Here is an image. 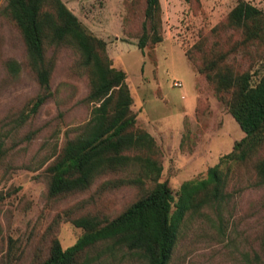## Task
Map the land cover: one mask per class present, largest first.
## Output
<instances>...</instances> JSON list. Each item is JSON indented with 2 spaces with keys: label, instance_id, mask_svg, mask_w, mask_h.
<instances>
[{
  "label": "trees",
  "instance_id": "trees-1",
  "mask_svg": "<svg viewBox=\"0 0 264 264\" xmlns=\"http://www.w3.org/2000/svg\"><path fill=\"white\" fill-rule=\"evenodd\" d=\"M126 9L125 21L133 28H125V32L137 39L142 53L163 40L160 0H129ZM0 18L18 30L25 67L38 86L8 134H18L54 97L51 78L62 50L71 52L68 71L88 83L82 101L91 105L89 118L65 131L60 150L52 152L56 156L44 169L47 203L88 191L103 177L96 195L120 186L138 190L137 197L112 217L87 208L94 197L56 214L43 247L30 264H92L103 256L112 262L118 257L138 264H170L189 217H208L213 212L222 227V213L233 198L232 189L243 181L237 173L242 167L246 168L248 189L260 193L259 203L252 208L256 213L264 211V9L238 0L222 20L201 30L197 41L185 50L244 136L203 177L183 182L175 193L166 180H160L162 151L153 135L137 126L126 73L112 65L106 42L89 31L62 0H0ZM4 66L12 76L21 69L15 59H8ZM34 134L28 131L18 136L29 141ZM4 136L1 132L0 166L8 170L11 164L5 163L11 147ZM9 195L0 192V204ZM62 220L82 230L66 248L52 233ZM10 250L9 245L7 257ZM242 262L264 264V243L245 251Z\"/></svg>",
  "mask_w": 264,
  "mask_h": 264
},
{
  "label": "rangeland",
  "instance_id": "rangeland-1",
  "mask_svg": "<svg viewBox=\"0 0 264 264\" xmlns=\"http://www.w3.org/2000/svg\"><path fill=\"white\" fill-rule=\"evenodd\" d=\"M62 1L89 31L106 42L112 65L126 73L136 124L153 135L159 145L163 155L160 180H166L173 193L183 182L203 177L207 168L244 136L209 83L185 56L199 32L222 20L238 0H160L163 40L143 53L137 39L125 32V28H133L125 21L129 0ZM245 1L264 9V0ZM8 59L20 63L17 76L7 73L4 62ZM24 60V43L18 30L0 18V134H5L4 140L11 147L5 163L11 164L10 169L0 166V192H10L0 204V263L30 264L43 247L54 216L79 201L94 197L87 208L112 217L138 192L135 187L120 186L96 195L103 177L88 191L47 203L44 169L60 150L65 131L89 118L91 105L82 101L88 83L68 71L71 52L62 50L51 78L54 97L18 129V134H8L14 118L38 90ZM175 81L181 86H174ZM28 131H34V136L22 141L19 136ZM46 156L51 157L40 167ZM237 173L243 181L235 190V180L231 182L234 195L223 210L222 227L213 212H208V217H189L181 228L170 264H243L245 251L264 243V211L256 213L252 208L259 203L260 193L248 189L245 167ZM81 232L65 220L52 230L62 248L72 245ZM92 264L138 263L118 257L112 262L103 256Z\"/></svg>",
  "mask_w": 264,
  "mask_h": 264
},
{
  "label": "built area",
  "instance_id": "built-area-1",
  "mask_svg": "<svg viewBox=\"0 0 264 264\" xmlns=\"http://www.w3.org/2000/svg\"><path fill=\"white\" fill-rule=\"evenodd\" d=\"M173 85H174V86H176V87H180V86H181V83H180V82H177V81H175V82H173Z\"/></svg>",
  "mask_w": 264,
  "mask_h": 264
}]
</instances>
